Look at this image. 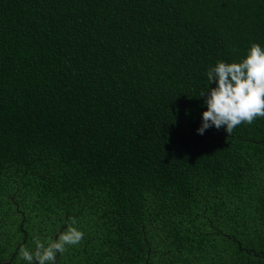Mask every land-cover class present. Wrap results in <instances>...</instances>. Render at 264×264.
I'll return each mask as SVG.
<instances>
[{
  "label": "trees",
  "instance_id": "obj_1",
  "mask_svg": "<svg viewBox=\"0 0 264 264\" xmlns=\"http://www.w3.org/2000/svg\"><path fill=\"white\" fill-rule=\"evenodd\" d=\"M253 41L264 0H0V264H264V117L196 132Z\"/></svg>",
  "mask_w": 264,
  "mask_h": 264
},
{
  "label": "clouds",
  "instance_id": "obj_2",
  "mask_svg": "<svg viewBox=\"0 0 264 264\" xmlns=\"http://www.w3.org/2000/svg\"><path fill=\"white\" fill-rule=\"evenodd\" d=\"M208 88L198 98L203 110L196 132L224 127L227 133L241 123L264 117V46L253 41L238 61L218 60L207 70ZM84 232L69 227L55 239L36 237L34 248L21 245L19 257L26 264H57V256L68 245L79 244Z\"/></svg>",
  "mask_w": 264,
  "mask_h": 264
},
{
  "label": "water",
  "instance_id": "obj_3",
  "mask_svg": "<svg viewBox=\"0 0 264 264\" xmlns=\"http://www.w3.org/2000/svg\"><path fill=\"white\" fill-rule=\"evenodd\" d=\"M60 231H61V230H60ZM59 233H60V232L57 233L56 237L58 236ZM56 237H55V238H56ZM57 260H58V258H57Z\"/></svg>",
  "mask_w": 264,
  "mask_h": 264
}]
</instances>
